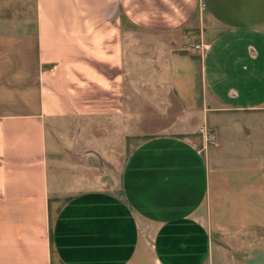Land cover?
Segmentation results:
<instances>
[{"label":"crops","instance_id":"obj_1","mask_svg":"<svg viewBox=\"0 0 264 264\" xmlns=\"http://www.w3.org/2000/svg\"><path fill=\"white\" fill-rule=\"evenodd\" d=\"M126 58L176 115L107 179L57 164L125 115ZM0 264H264V0H0Z\"/></svg>","mask_w":264,"mask_h":264},{"label":"rangeland","instance_id":"obj_2","mask_svg":"<svg viewBox=\"0 0 264 264\" xmlns=\"http://www.w3.org/2000/svg\"><path fill=\"white\" fill-rule=\"evenodd\" d=\"M200 18L204 27L210 26V22L204 13L201 14ZM122 25L124 40L127 44H125L127 46L125 48L128 51V58L130 59L132 55L136 60L134 64L139 73L137 75L148 74L150 70L148 68L149 61L153 60L156 55L151 56L147 37L124 19ZM128 58H126L127 71L125 75V100L127 104L125 115L108 120H98L87 135H82L80 138L82 141L78 139V143L82 142L80 146L77 145L78 147L59 143L57 149L55 148V155L53 154L51 158L58 162L57 164L71 159L83 165L85 173L91 175V171H93V173H100L102 178L107 179L108 169L117 168L124 162L126 155L138 147L144 138L155 134L170 121L171 117L176 115L177 109L171 104L173 100L169 99L168 105L165 103L168 102L167 100H156L157 103L164 102L160 108L157 107V104L153 105V100L148 97H151V93L155 92L154 89H150L148 83L141 77L137 80V84L135 83L130 69L132 61H129ZM141 65L144 66L141 67ZM76 134L74 131L71 138L77 139ZM192 143L197 148L198 144L194 141ZM95 146L98 148L96 149ZM94 149L98 153L97 155L91 151Z\"/></svg>","mask_w":264,"mask_h":264},{"label":"built area","instance_id":"obj_3","mask_svg":"<svg viewBox=\"0 0 264 264\" xmlns=\"http://www.w3.org/2000/svg\"><path fill=\"white\" fill-rule=\"evenodd\" d=\"M199 48H200L199 45L194 47L195 50H197ZM199 135H200L201 139L203 140V145L201 147L202 149H204L206 147V145L214 144L216 142L215 135L206 126L205 127L203 126L199 129ZM189 142L193 145L192 141H189Z\"/></svg>","mask_w":264,"mask_h":264}]
</instances>
